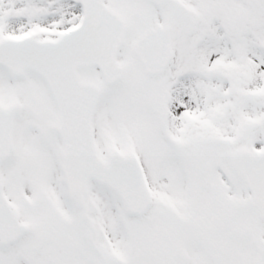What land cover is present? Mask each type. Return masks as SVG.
<instances>
[{
  "label": "snow or ice",
  "instance_id": "1",
  "mask_svg": "<svg viewBox=\"0 0 264 264\" xmlns=\"http://www.w3.org/2000/svg\"><path fill=\"white\" fill-rule=\"evenodd\" d=\"M0 264H264V0H0Z\"/></svg>",
  "mask_w": 264,
  "mask_h": 264
}]
</instances>
